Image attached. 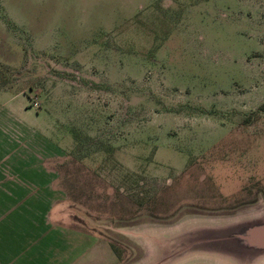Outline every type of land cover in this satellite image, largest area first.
Here are the masks:
<instances>
[{
  "label": "rangeland",
  "instance_id": "obj_1",
  "mask_svg": "<svg viewBox=\"0 0 264 264\" xmlns=\"http://www.w3.org/2000/svg\"><path fill=\"white\" fill-rule=\"evenodd\" d=\"M0 20V90L61 146L65 220L145 264L180 220L264 213V0H0Z\"/></svg>",
  "mask_w": 264,
  "mask_h": 264
},
{
  "label": "crops",
  "instance_id": "obj_2",
  "mask_svg": "<svg viewBox=\"0 0 264 264\" xmlns=\"http://www.w3.org/2000/svg\"><path fill=\"white\" fill-rule=\"evenodd\" d=\"M0 91V264H136L119 257L112 245L117 238L99 233L89 222L84 229L62 217L63 190L51 163L62 148L25 117L30 108L11 106L20 92ZM258 221H264V213L180 220L167 246L152 249L145 264H264V246L233 234ZM138 231H129L135 242Z\"/></svg>",
  "mask_w": 264,
  "mask_h": 264
},
{
  "label": "water",
  "instance_id": "obj_3",
  "mask_svg": "<svg viewBox=\"0 0 264 264\" xmlns=\"http://www.w3.org/2000/svg\"><path fill=\"white\" fill-rule=\"evenodd\" d=\"M239 235L240 238L258 246H264V221L244 224L238 230H234L233 234Z\"/></svg>",
  "mask_w": 264,
  "mask_h": 264
},
{
  "label": "trees",
  "instance_id": "obj_4",
  "mask_svg": "<svg viewBox=\"0 0 264 264\" xmlns=\"http://www.w3.org/2000/svg\"><path fill=\"white\" fill-rule=\"evenodd\" d=\"M259 110H260V111H264V103L259 107ZM250 117H251V115H247V116L245 117L246 121L249 120Z\"/></svg>",
  "mask_w": 264,
  "mask_h": 264
}]
</instances>
